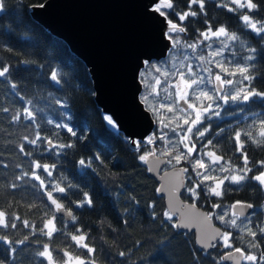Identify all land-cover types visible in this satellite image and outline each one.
I'll return each mask as SVG.
<instances>
[{
  "label": "trees",
  "instance_id": "obj_1",
  "mask_svg": "<svg viewBox=\"0 0 264 264\" xmlns=\"http://www.w3.org/2000/svg\"><path fill=\"white\" fill-rule=\"evenodd\" d=\"M42 1L0 0V264H225L219 242L203 252L192 234L175 228L140 160L150 148L133 149L106 126L84 64L29 16V6ZM170 1L166 16L183 28L182 44L221 28L251 51L240 52L236 63L249 56L244 86L254 96L201 125L195 149L218 145L221 162L197 173L196 153L190 164L182 160L180 198L213 214L233 249L253 252L259 259L252 264H264V189L255 180L264 168V33L241 19L263 22L264 0H247L250 10L223 0ZM233 174L242 182L226 179L219 195L207 191L213 179ZM195 183L194 195L186 193ZM45 193L71 213L70 221L54 214ZM234 203L253 209L231 225Z\"/></svg>",
  "mask_w": 264,
  "mask_h": 264
},
{
  "label": "water",
  "instance_id": "obj_2",
  "mask_svg": "<svg viewBox=\"0 0 264 264\" xmlns=\"http://www.w3.org/2000/svg\"><path fill=\"white\" fill-rule=\"evenodd\" d=\"M170 0H43L30 5L28 14L46 32L61 40L85 66L93 89V101L102 117L113 123L129 146L145 144L155 121L140 99V73L151 62L165 60L173 49L171 35L183 28L167 18ZM216 89L220 91L218 81ZM178 106L187 110L180 99ZM147 176L157 183L166 211L174 217L177 230L192 234L203 252L219 242L223 230L208 213L183 201L185 168H166L167 159L150 153L143 160ZM47 203L56 216L70 221L71 213L50 194ZM230 211L238 218L248 216L252 206L234 203ZM243 252L233 249L221 256L225 264H241ZM48 264H51L48 261Z\"/></svg>",
  "mask_w": 264,
  "mask_h": 264
},
{
  "label": "rangeland",
  "instance_id": "obj_3",
  "mask_svg": "<svg viewBox=\"0 0 264 264\" xmlns=\"http://www.w3.org/2000/svg\"><path fill=\"white\" fill-rule=\"evenodd\" d=\"M223 1L230 2L239 8L248 10L253 8L247 0ZM241 19L247 29L253 33H264V21L254 22L246 16ZM178 33L173 34L171 38L176 48L171 50L166 62L160 65L155 64L157 62L151 63L140 73L143 85L140 99L156 123L154 134L148 136L147 146L150 149L140 156V160L143 162L144 157L152 152L151 149L154 151V145L161 151L155 148L153 153L167 158L165 168L179 166L182 160L190 164V158L192 159L196 153V159L192 161L193 167L198 169L197 173H201L206 165L214 169L221 162V158L215 152L220 151L218 145L215 147L214 144L207 142L199 149H195L194 138L200 139L201 131L204 129L201 125L211 119L221 120V111L224 107L237 102H245L254 96L244 86L247 80L244 75V66L251 51H245L244 44L236 41L231 37L232 34L221 28L215 31H203L198 41L193 44H182ZM242 51L248 55L243 56L242 64L236 63ZM216 81L219 83L220 91L216 89ZM180 99L187 103V110L178 106ZM238 136L239 134H235L236 141H238ZM237 146L240 148V143L237 142ZM172 152H175L174 155H170ZM197 173L195 177H198ZM186 174L187 171L185 177ZM226 179L232 184H238L242 182L243 177L233 174L226 178L213 179L207 184V191L211 195H219L222 183ZM255 180L264 189V168ZM197 186L198 183H195L192 189L186 190V193L194 195ZM259 210L264 213V202ZM211 215L213 214L209 216ZM230 215L232 217L229 223L234 225L238 217L231 211ZM262 220L259 229L260 233L264 234V216ZM50 225L49 223L48 228L51 227ZM229 236L230 234L223 233L219 240L221 246L227 251L233 249L229 243ZM243 254L244 263L252 264L257 258L253 252H243ZM260 260L264 261L262 257ZM64 264L79 263L68 259Z\"/></svg>",
  "mask_w": 264,
  "mask_h": 264
},
{
  "label": "bare ground",
  "instance_id": "obj_4",
  "mask_svg": "<svg viewBox=\"0 0 264 264\" xmlns=\"http://www.w3.org/2000/svg\"><path fill=\"white\" fill-rule=\"evenodd\" d=\"M104 119V118H103ZM105 121V120H104ZM112 122V121H111ZM106 125L110 128V129H114V125H111L108 121H105Z\"/></svg>",
  "mask_w": 264,
  "mask_h": 264
},
{
  "label": "flooded vegetation",
  "instance_id": "obj_5",
  "mask_svg": "<svg viewBox=\"0 0 264 264\" xmlns=\"http://www.w3.org/2000/svg\"><path fill=\"white\" fill-rule=\"evenodd\" d=\"M104 120L108 121L111 125H113V123L111 122V120L107 116L104 117Z\"/></svg>",
  "mask_w": 264,
  "mask_h": 264
}]
</instances>
